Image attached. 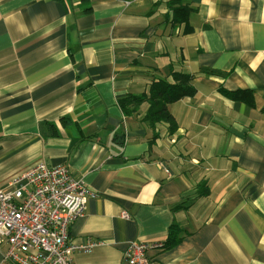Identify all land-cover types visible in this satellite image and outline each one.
Here are the masks:
<instances>
[{
  "label": "crops",
  "instance_id": "0c3cea01",
  "mask_svg": "<svg viewBox=\"0 0 264 264\" xmlns=\"http://www.w3.org/2000/svg\"><path fill=\"white\" fill-rule=\"evenodd\" d=\"M169 1L0 0V186L41 162L84 183L69 242L94 246L72 264H125L131 242L161 244L151 264H264V0H182L186 26ZM174 73L195 93L173 131L124 112Z\"/></svg>",
  "mask_w": 264,
  "mask_h": 264
},
{
  "label": "built area",
  "instance_id": "2783aa9c",
  "mask_svg": "<svg viewBox=\"0 0 264 264\" xmlns=\"http://www.w3.org/2000/svg\"><path fill=\"white\" fill-rule=\"evenodd\" d=\"M92 193L64 165L38 163L0 186V246L6 264H72V256L94 246L69 242L71 224L84 213ZM122 217L129 216L123 212ZM160 243L131 242L125 264H151Z\"/></svg>",
  "mask_w": 264,
  "mask_h": 264
},
{
  "label": "trees",
  "instance_id": "16d2710c",
  "mask_svg": "<svg viewBox=\"0 0 264 264\" xmlns=\"http://www.w3.org/2000/svg\"><path fill=\"white\" fill-rule=\"evenodd\" d=\"M167 5L172 12V21L176 22V24H184L186 26L188 18L191 13H194V10L182 4V0H170ZM172 75V83L166 80H160L152 84L148 95L133 97L130 101L123 102L122 108L124 112L126 114L130 113V110L127 108L128 103H134L137 106L142 102H148L150 107L145 119L150 120L152 123L165 122L168 124L169 130L173 131L175 129V123L173 116L167 110V106L184 97L193 96L195 89L192 84L193 77L191 75L183 73H174ZM222 93L233 100H239L238 95L243 94L242 92L232 93L224 90ZM175 239H169L168 245L173 242L175 243L177 241Z\"/></svg>",
  "mask_w": 264,
  "mask_h": 264
}]
</instances>
